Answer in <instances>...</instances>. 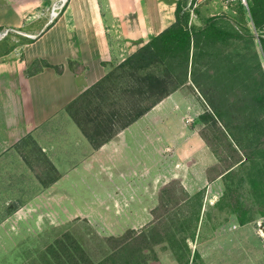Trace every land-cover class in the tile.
<instances>
[{
    "label": "rangeland",
    "instance_id": "374dc122",
    "mask_svg": "<svg viewBox=\"0 0 264 264\" xmlns=\"http://www.w3.org/2000/svg\"><path fill=\"white\" fill-rule=\"evenodd\" d=\"M217 24L232 36L192 46L189 63L176 58L144 69L119 63L77 100L71 114L93 145L101 144L154 99L140 97L136 78L154 73L178 85L144 114L148 142L157 136L158 147L163 143V150L148 154L146 178L84 177L65 194L47 192V210L30 208L29 224L19 223L14 214L19 199L0 194L7 202L0 209V237L6 236L0 241V264H264V123L261 110L249 113L241 101L246 93H264L259 44L264 27L256 29L238 1ZM218 95L230 109L225 119L249 153L243 163L220 126L209 115L200 117L211 113L205 97L215 101ZM26 148V162L38 179L54 181L55 168L39 147L30 143ZM209 151L215 160L207 166ZM131 156L145 160L136 151ZM155 160L160 163L156 171L151 168ZM225 169V175L204 180L206 173L215 176ZM10 173L0 176V191L7 183L14 187L15 172ZM144 184L161 188L148 195L158 202L142 211L118 207L114 199L123 197L115 195L118 187ZM183 185L206 188L189 194ZM141 213L147 217L143 224H128Z\"/></svg>",
    "mask_w": 264,
    "mask_h": 264
},
{
    "label": "crops",
    "instance_id": "0c3cea01",
    "mask_svg": "<svg viewBox=\"0 0 264 264\" xmlns=\"http://www.w3.org/2000/svg\"><path fill=\"white\" fill-rule=\"evenodd\" d=\"M178 1L68 0L59 16L51 18L52 0H0V33L10 28L0 37V176L15 172L16 177L14 187L7 183L0 194L19 199L14 212L19 223L29 224L27 212L34 206L47 210V192L65 194L67 187H76L84 177H147L148 154L163 150V143L158 147L157 136L148 142L146 115L94 146L70 108L113 66L172 24ZM233 3L189 0L193 6L190 24L199 28L210 17L218 20L231 13ZM135 129L138 131L131 138ZM30 143L55 168L57 175L49 184L38 179L26 162ZM131 150L144 154L145 160L133 161ZM214 160L209 151L207 166ZM159 164L153 161L152 170H159ZM203 177L208 182L207 173ZM203 188L205 185H183L189 194ZM160 191L159 186L145 184L120 186L115 195L123 197L114 200L125 211L148 210L149 202H158L148 195ZM1 199L0 195V209L7 203ZM139 215L128 224H143L147 217Z\"/></svg>",
    "mask_w": 264,
    "mask_h": 264
},
{
    "label": "trees",
    "instance_id": "16d2710c",
    "mask_svg": "<svg viewBox=\"0 0 264 264\" xmlns=\"http://www.w3.org/2000/svg\"><path fill=\"white\" fill-rule=\"evenodd\" d=\"M238 2L241 6V11L249 15V19L253 26L256 29H263L264 0H247V5L243 4L241 1ZM190 17L191 11L186 7V5H184L182 0H179L175 10V21L158 35L152 37L137 51L129 55L120 63L119 67L144 69L154 63L169 62L176 58H183L186 63H189L192 46H198L204 41L207 42L208 40L211 41L217 39L223 40L232 36L229 31H226L218 26L215 16L208 18L205 25L199 28L190 24ZM259 44L264 55V35H259ZM256 55L258 56L257 51ZM135 82L136 90L141 92L139 93L140 97L148 100L152 97L154 99L145 107L140 108L138 112L132 114L130 119L123 125L122 128H125L134 121L138 120L162 99L173 92L178 86L175 82L170 81L168 78L154 73H148L140 78L138 77ZM205 98L211 108V113H209V111L204 112L200 115V117L203 118L205 115H209L214 122L220 126V131L222 132L223 137L230 141L234 150L240 155L239 163H243L244 158L246 159V157L249 156V153L243 151L240 139L232 129L230 122L225 119L230 109L226 110L224 108L222 105L223 98L219 95L216 96L215 101L212 97ZM241 101L244 102L245 106L247 105L246 109L249 110V113L254 110H261L260 120L264 123V93H246L245 96L242 97ZM223 109L225 111H223ZM246 116L248 117L247 113H245V117ZM250 117L251 116L249 115V119H251ZM258 122L259 121H256V124H258ZM261 136L264 140V131H262ZM94 145L99 146L100 144L94 143ZM231 168L230 170H232ZM228 169L220 171L215 176L209 175V179L212 181L220 175H225Z\"/></svg>",
    "mask_w": 264,
    "mask_h": 264
},
{
    "label": "built area",
    "instance_id": "2783aa9c",
    "mask_svg": "<svg viewBox=\"0 0 264 264\" xmlns=\"http://www.w3.org/2000/svg\"><path fill=\"white\" fill-rule=\"evenodd\" d=\"M237 1H241L243 4L247 5V0H225L227 4L237 2ZM67 2L68 0H52L50 8H49L51 18H55L59 16V14L63 10ZM9 31H10V28L4 29L3 31H1L0 37L5 36Z\"/></svg>",
    "mask_w": 264,
    "mask_h": 264
}]
</instances>
